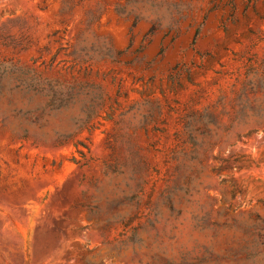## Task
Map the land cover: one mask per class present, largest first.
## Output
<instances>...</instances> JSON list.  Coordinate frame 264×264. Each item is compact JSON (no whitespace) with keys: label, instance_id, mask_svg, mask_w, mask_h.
I'll return each mask as SVG.
<instances>
[{"label":"rangeland","instance_id":"rangeland-1","mask_svg":"<svg viewBox=\"0 0 264 264\" xmlns=\"http://www.w3.org/2000/svg\"><path fill=\"white\" fill-rule=\"evenodd\" d=\"M0 62L81 91L0 98V264H264V0H0Z\"/></svg>","mask_w":264,"mask_h":264},{"label":"trees","instance_id":"trees-1","mask_svg":"<svg viewBox=\"0 0 264 264\" xmlns=\"http://www.w3.org/2000/svg\"><path fill=\"white\" fill-rule=\"evenodd\" d=\"M3 63L0 62V98L7 100L4 117L16 120L21 138H27L32 127L42 128L47 109L68 106L81 93L75 86L67 87L58 79L47 77L43 73H22L25 70L13 62L9 65ZM17 94L22 95L21 103L15 99ZM25 95H28V101L23 99ZM35 96L41 97L42 101L31 106Z\"/></svg>","mask_w":264,"mask_h":264}]
</instances>
